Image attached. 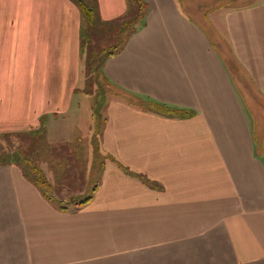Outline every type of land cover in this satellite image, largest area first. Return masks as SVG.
I'll list each match as a JSON object with an SVG mask.
<instances>
[{
	"label": "crops",
	"instance_id": "0c3cea01",
	"mask_svg": "<svg viewBox=\"0 0 264 264\" xmlns=\"http://www.w3.org/2000/svg\"><path fill=\"white\" fill-rule=\"evenodd\" d=\"M95 1L101 21L127 12L128 0ZM222 1L145 0L143 24L102 66L117 93L92 185L81 138L62 127L88 97L80 10L0 0V136L43 128L56 157L39 168L46 194L0 166V264H264V0Z\"/></svg>",
	"mask_w": 264,
	"mask_h": 264
},
{
	"label": "trees",
	"instance_id": "16d2710c",
	"mask_svg": "<svg viewBox=\"0 0 264 264\" xmlns=\"http://www.w3.org/2000/svg\"><path fill=\"white\" fill-rule=\"evenodd\" d=\"M79 8L81 13L80 27V55L84 57L86 80L94 81L95 78L102 76V66L104 62L111 56L118 53L123 47L127 39L136 31L134 25L143 20L147 12V4L145 0H128V8L126 14L115 21H101L98 15L95 0H72ZM127 33V37L125 34ZM122 38V39H121ZM119 40L118 43L116 41ZM147 107L156 112L182 117L189 114L188 111H181L149 102ZM29 135L34 138V142H44V130L40 128L32 131ZM11 135H2L1 139H8ZM17 136V135H16ZM26 153L21 151L4 152L0 146V166L18 165L22 168L25 175L45 194L50 188L43 172L29 162L25 157ZM27 163L28 167H25ZM120 169L130 174L123 166ZM136 178H142V175H134ZM92 199V195L83 200H77L71 197L66 205H61L62 209L68 207H80L88 203Z\"/></svg>",
	"mask_w": 264,
	"mask_h": 264
},
{
	"label": "rangeland",
	"instance_id": "374dc122",
	"mask_svg": "<svg viewBox=\"0 0 264 264\" xmlns=\"http://www.w3.org/2000/svg\"><path fill=\"white\" fill-rule=\"evenodd\" d=\"M234 1L236 3H242L246 0ZM222 2L226 5L230 3V0H223ZM140 24H143V20L137 22L134 25V28L136 29ZM125 36L127 37V33ZM118 42L119 40L116 41V43ZM81 71L85 80L83 82L82 91L88 95L86 98L87 100L83 99L80 101L82 108L84 107L82 115L78 116V118L80 117L79 123L75 127H72V124L64 125L62 127L65 128V130L70 131V138H81L79 146H69L65 148H67L68 152L73 151L72 149L74 147L75 149H79V153L81 154L79 164L83 168H87L89 171L83 177H85L87 181L92 180L91 184L95 185L96 182H98L100 166H104V164L107 165L110 161L109 157L104 155L105 153H103L102 150L99 151V137L103 132L107 119L110 99L113 97L112 94L117 92L106 83L102 76L97 79L95 78L94 81H90L89 79L86 80L85 61L82 56ZM87 114H89V118L87 117ZM72 131H74L73 134H71ZM33 139L34 138H32L29 134L17 135L8 139H1L0 146L4 152L21 151L26 153L25 157L29 159L31 164L37 166L38 168L42 165L41 162H47L48 165L53 164L56 157L55 154L48 148L49 146L47 147L46 143L42 141L34 142ZM64 145L65 144L62 146ZM66 161L67 160H64V165L66 164ZM24 164L25 167H28L27 163ZM14 166L18 168L21 167V165ZM27 178L29 179V177Z\"/></svg>",
	"mask_w": 264,
	"mask_h": 264
}]
</instances>
